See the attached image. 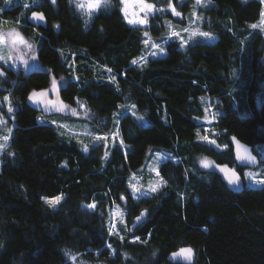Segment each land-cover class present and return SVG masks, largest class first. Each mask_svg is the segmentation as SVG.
<instances>
[{
	"label": "trees",
	"instance_id": "1",
	"mask_svg": "<svg viewBox=\"0 0 264 264\" xmlns=\"http://www.w3.org/2000/svg\"><path fill=\"white\" fill-rule=\"evenodd\" d=\"M25 1L34 2L0 0V20L24 26L31 10L45 13L35 36L48 72L30 77L28 88L66 74L61 96L77 109L67 117L81 115L97 133L116 131L126 149L117 140L84 148L39 122L62 114L45 116L24 96L12 100L17 71L0 64V131L8 136L0 150V264H180L167 256L185 245L196 251L193 264H264V174L246 180L247 167L235 165L229 141L236 136L251 145L264 166L255 149L264 145V37L251 29L262 0H210L196 15L214 41L180 48L171 40L162 56L139 65L132 61L143 53V32L163 34L164 19L184 25L192 2L156 0L142 27L125 19L121 0H101L93 9H78V0L24 8ZM200 97L211 101L202 106ZM128 104L140 122L119 114ZM153 150L165 155L156 161L157 176L142 168ZM204 159L236 166L243 191H230L201 165ZM136 174L143 185L155 180L157 190L135 192ZM61 194L55 206L43 199ZM143 210L145 220L131 230Z\"/></svg>",
	"mask_w": 264,
	"mask_h": 264
},
{
	"label": "rangeland",
	"instance_id": "2",
	"mask_svg": "<svg viewBox=\"0 0 264 264\" xmlns=\"http://www.w3.org/2000/svg\"><path fill=\"white\" fill-rule=\"evenodd\" d=\"M3 1L5 5H11L17 0H3ZM181 1H190L192 2V4H194V7H192L191 12L188 13L187 16L185 17L186 18L185 24L181 25L179 23H176L173 19H164L163 21L166 27V31L163 34H160L158 36H152L148 31H144L142 36V43L144 46L143 53L140 55L139 58L133 60L132 61L133 63L139 65L144 63L149 58L162 56L165 52L164 46L166 45L167 42L171 40L178 41L179 47L184 48L187 44L194 42L196 40L212 42L216 39V35L213 32H211L210 30H205L201 27L200 25L201 20L196 15V8L199 6L210 5L211 4L210 0H199V3H197V0H181ZM38 2L39 0H34L32 4H36ZM121 2H122L123 16L127 21L129 22L136 21L131 23L142 27L147 26V19L149 15H151L155 11L156 0H121ZM262 2H263V11H262L261 19L257 23L253 24L256 25V27H252L251 25V29L259 30L264 37V27L261 26L262 24H264V0H262ZM32 4L25 1L23 3V6L24 8H28L31 7ZM144 5H152V9L151 10L143 9ZM170 8H174V6L172 5ZM173 16L176 18L182 17L176 10L173 11ZM142 19L146 20V23H140L139 20ZM11 25L13 24H9L8 21L0 20V30L7 29ZM169 25H171V27H169ZM173 32L176 33V35H172ZM193 32H195L196 35H192ZM145 33H147V35H145ZM202 33H208L209 35L204 36L201 35ZM145 41H147V43H145ZM155 45H159V48L155 47ZM161 48L163 49V51L160 50ZM0 64H2L7 68H12L18 71L16 64L12 62L11 55L8 53V49L6 48L5 42L2 40L1 37H0ZM63 79L64 81H68L69 78L66 74H64ZM199 100L202 106L208 101H211L207 97H200ZM211 104L213 105V103ZM119 108H120L119 114L130 113L139 122L141 121V115H139V113L135 111L133 105L128 104L125 106H120ZM67 116L70 115L62 114L61 116L55 115L46 118L41 116L38 119V121L43 123L51 122L62 133L78 138L79 141L83 144L84 148H87L90 144L99 143V142H103L105 145H109L115 143L117 140L119 141L121 148L123 150L126 149V146L120 140V137H118L116 131H112L110 133H97L92 128V124L81 115H78V117L76 116L71 118H68ZM72 118L77 119L78 123L76 122L70 123L69 121H73ZM5 137H7L6 140ZM7 142H8L7 133L0 131V145H3L4 147L7 144ZM3 147H0V150H2ZM255 149L260 150L264 160V145L261 144L257 145L255 146ZM152 153H153V159L151 163L145 165L144 166L145 168L144 167L142 168L144 170H147L149 174L151 173L152 176L153 175L157 176L158 172L155 169L156 161L164 158L165 155L164 152L161 150H153ZM262 164L263 163L261 161L259 166L256 168L247 167V170L245 171L247 176H245V178L246 177L248 178L249 174H256V175L262 173L264 174V171L260 170L264 168ZM130 184L135 192L144 194L147 193L149 189L151 190V188L154 187L156 183L155 180H152V178L150 177L148 178L146 184L144 183L145 185H143V178L136 174L135 176H132ZM120 213H121L120 208H116V214H118L117 217L118 220ZM112 229L117 232L118 226L116 225V222H113Z\"/></svg>",
	"mask_w": 264,
	"mask_h": 264
},
{
	"label": "water",
	"instance_id": "3",
	"mask_svg": "<svg viewBox=\"0 0 264 264\" xmlns=\"http://www.w3.org/2000/svg\"><path fill=\"white\" fill-rule=\"evenodd\" d=\"M33 13H37L38 16L42 15L43 19L33 17ZM29 25L34 27L44 26L47 23V18L42 10H32L26 17ZM18 32L14 26H10L1 33L4 37V42L8 51L13 49L17 52V57L20 60L18 68L22 76H29L36 67L42 65L37 64L38 57L34 53L25 50L22 44H14L12 42V36ZM45 70H48L45 67ZM55 79L56 86L53 88L52 80ZM63 82H61L55 75H50L49 83L45 88H38L30 90L25 97V104L31 109L42 113L45 116L52 114H68L76 115L77 109L69 102L63 100L61 96V90L63 89ZM33 93L38 94L36 98H30ZM63 105V107H61ZM75 109V112L72 110ZM230 145L232 147V153L235 161V165L240 167L256 168L260 164V158L257 153L252 149V146L241 141L236 136H229ZM239 152V155L237 154ZM209 163L205 167L206 170L215 172L225 184V186L232 192L239 193L244 189V181L242 175L236 169V166H230L226 163H217L206 159ZM201 165H203L201 163ZM143 214V215H142ZM147 211L143 210L138 216L135 217V223L131 226V230L135 226L145 220ZM139 218V219H138ZM184 249L185 251H181ZM191 250L190 252L188 250ZM196 251L190 245L181 246L171 251L167 259L171 263L180 264H193L195 259Z\"/></svg>",
	"mask_w": 264,
	"mask_h": 264
},
{
	"label": "flooded vegetation",
	"instance_id": "4",
	"mask_svg": "<svg viewBox=\"0 0 264 264\" xmlns=\"http://www.w3.org/2000/svg\"><path fill=\"white\" fill-rule=\"evenodd\" d=\"M35 10V9H34ZM36 10H40V8H36ZM32 11V10H31ZM14 26L18 32H16L13 36H12V42L16 45V44H22L25 50L30 51V53H34L37 57H38V63L37 64H42L38 67H36L34 69V71L27 77V76H22L19 68H18V64H20V60L17 57V52L13 49L12 51H8V53L11 55L12 58V62L14 64H16L18 71H17V83L14 86V88L12 89V94H11V99L15 100L17 99L18 101H21V99L24 96V101H25V97L27 95V93L32 90V89H38V88H45V86H40L37 88H28L30 85L29 79L30 77L34 76V75H42L45 76V73L48 72V70H45V61H43V58L41 56V49H42V39L41 38H37L35 36V34H37V27L31 26V25H24V26H19L17 24L11 25ZM45 26V25H44ZM41 26V27H44ZM5 29L0 30V37L2 38V40L4 41V37L1 36V33L4 32ZM27 45H31V48L27 47ZM51 75V74H50ZM49 75V76H50ZM61 82H63V85L65 84L63 76L64 73L62 72H58L55 75ZM49 83V81H48ZM28 88V89H27ZM27 90V91H25Z\"/></svg>",
	"mask_w": 264,
	"mask_h": 264
},
{
	"label": "snow or ice",
	"instance_id": "5",
	"mask_svg": "<svg viewBox=\"0 0 264 264\" xmlns=\"http://www.w3.org/2000/svg\"><path fill=\"white\" fill-rule=\"evenodd\" d=\"M52 2L54 3L55 0H52ZM100 3H101V0H87V2H86V0H78V2H77V8H78V9H79V8H83V9H93V8L99 7ZM104 3L106 4V3H107V0H104ZM197 3H199V0H197ZM26 7H27V5H26ZM143 9L151 10V9H152V5H144V6H143ZM143 9H142V10H143ZM32 15H33V17H36V18H39V19H43L42 15H39V16H38L37 13H33ZM177 15H178V14H177ZM130 22H136V21H130ZM139 22H140V23H146V20H143V19H142V20H139ZM261 26L264 27V24H262ZM169 27H171V25H169ZM252 27H256V25H252ZM145 35H147V33H145ZM172 35H176V33L173 32ZM192 35H196V33L193 32ZM201 35L208 36L209 34H208V33H202ZM145 43H147V41H145ZM27 47L31 48V45H27ZM155 47H158V48H159V45H155ZM160 50L163 51L162 48H161ZM0 75H3V74L0 73ZM52 86H53V88H55V86H56V81H55V79L52 80ZM37 95H38V94L33 93V94L31 95L30 98H33V99H34V98L37 97ZM5 99H7V98H5ZM61 107H63V105H61ZM11 110H12L11 107H9L8 111L11 112ZM72 111L75 112V109H73ZM6 139H7V137H5V140H6ZM201 139H202V140H207L208 137L205 136V137H202ZM0 147H3V145H0ZM237 154L239 155V152H238ZM105 157H107V152L105 153ZM201 163H202L205 167H207L209 162H208L206 159H204V160H201ZM133 187H134V186H133ZM157 187H158V185L152 187V188H151V191L155 192V191L157 190ZM62 195H63V194H61V195H59V196H56V197H54V198H52V199H48V198H43V199H45V202H46L47 204H49L50 206H55V205H57V204L61 201V199H62ZM121 198L123 199V197H121ZM89 207H94V205H90ZM142 215H143V214H142ZM138 219H139V218H138ZM110 231H112V229H110ZM181 251L183 252V251H185V250H184V249H181ZM188 251L190 252L191 250L189 249ZM66 254H67V253H66ZM73 259H74V257H73Z\"/></svg>",
	"mask_w": 264,
	"mask_h": 264
}]
</instances>
